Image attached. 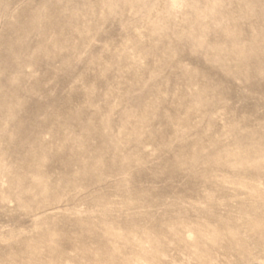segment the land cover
Returning <instances> with one entry per match:
<instances>
[{
  "label": "rangeland",
  "instance_id": "rangeland-1",
  "mask_svg": "<svg viewBox=\"0 0 264 264\" xmlns=\"http://www.w3.org/2000/svg\"><path fill=\"white\" fill-rule=\"evenodd\" d=\"M0 264H264V0H0Z\"/></svg>",
  "mask_w": 264,
  "mask_h": 264
}]
</instances>
